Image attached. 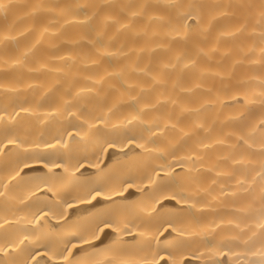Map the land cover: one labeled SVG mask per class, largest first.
Masks as SVG:
<instances>
[{"label": "bare ground", "instance_id": "6f19581e", "mask_svg": "<svg viewBox=\"0 0 264 264\" xmlns=\"http://www.w3.org/2000/svg\"><path fill=\"white\" fill-rule=\"evenodd\" d=\"M0 264H264V0H0Z\"/></svg>", "mask_w": 264, "mask_h": 264}]
</instances>
